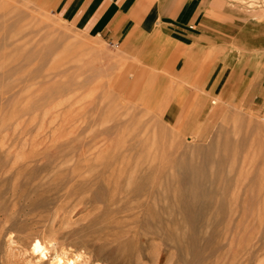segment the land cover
I'll list each match as a JSON object with an SVG mask.
<instances>
[{
  "label": "rangeland",
  "instance_id": "obj_1",
  "mask_svg": "<svg viewBox=\"0 0 264 264\" xmlns=\"http://www.w3.org/2000/svg\"><path fill=\"white\" fill-rule=\"evenodd\" d=\"M226 1L195 53L0 0V264H264V0Z\"/></svg>",
  "mask_w": 264,
  "mask_h": 264
},
{
  "label": "crops",
  "instance_id": "obj_2",
  "mask_svg": "<svg viewBox=\"0 0 264 264\" xmlns=\"http://www.w3.org/2000/svg\"><path fill=\"white\" fill-rule=\"evenodd\" d=\"M71 3L79 21L90 32L108 34L121 44L135 36H164L165 42L170 43V49L165 52H175L172 48L175 46H195L181 51L198 53L209 44L218 49L224 43H232L236 28L246 21L244 14L235 12L234 5L226 0H73ZM229 59L228 56L227 67ZM212 68L219 69L217 59Z\"/></svg>",
  "mask_w": 264,
  "mask_h": 264
},
{
  "label": "bare ground",
  "instance_id": "obj_3",
  "mask_svg": "<svg viewBox=\"0 0 264 264\" xmlns=\"http://www.w3.org/2000/svg\"><path fill=\"white\" fill-rule=\"evenodd\" d=\"M63 260V259H62ZM61 261V260H60ZM72 262V261H71ZM71 262H70V264H71ZM73 263V262H72Z\"/></svg>",
  "mask_w": 264,
  "mask_h": 264
}]
</instances>
